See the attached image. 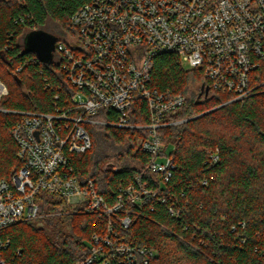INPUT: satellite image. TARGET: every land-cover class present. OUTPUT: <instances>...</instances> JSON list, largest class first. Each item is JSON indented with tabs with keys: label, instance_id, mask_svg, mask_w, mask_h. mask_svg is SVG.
<instances>
[{
	"label": "trees",
	"instance_id": "1",
	"mask_svg": "<svg viewBox=\"0 0 264 264\" xmlns=\"http://www.w3.org/2000/svg\"><path fill=\"white\" fill-rule=\"evenodd\" d=\"M86 1L0 0V79L9 88L1 108L53 112L64 106L69 87L59 62H42L26 49L25 37L49 19L65 32L76 30L71 16ZM153 64V87L186 96L170 115L180 123L160 130L175 165L172 177L163 180L148 167L150 156L139 148L145 131L111 125H87L92 147L71 156L75 175L81 183L92 178L109 204L136 176L148 181L152 193L118 213L131 218L118 228L121 238L155 252L148 264H264V64L252 72L253 91L233 101L222 91L200 96L194 85L205 83L203 72L186 69L173 53L155 56ZM130 113L134 123L149 121L139 100ZM18 120L0 111V178L23 164L12 135ZM36 199L39 219L5 229L7 253L18 264H74L86 257L100 224L96 213L47 191Z\"/></svg>",
	"mask_w": 264,
	"mask_h": 264
},
{
	"label": "built area",
	"instance_id": "2",
	"mask_svg": "<svg viewBox=\"0 0 264 264\" xmlns=\"http://www.w3.org/2000/svg\"><path fill=\"white\" fill-rule=\"evenodd\" d=\"M71 23L74 42L58 41L55 49L69 87L64 106L53 112L0 107L19 115L12 135L23 160L9 179L0 178V264H18L7 253L10 237L4 232L41 216L36 199L41 191L81 205L100 220L89 254L74 264H148L155 252L125 242L118 230L131 223L128 214H118L125 203L152 193L148 181L136 176L109 204L92 178L80 182L71 156L92 147L87 125L140 129L145 136L139 148L150 156L148 167L169 180L175 165L160 130L180 123L170 115L185 105L186 96L150 84L155 56L173 53L184 67L187 62L201 69L204 96L213 91L231 94L230 101L248 96L252 72L264 64V0H88ZM8 93L0 79V102ZM137 100L147 106L145 124L132 121ZM99 114L106 118H96Z\"/></svg>",
	"mask_w": 264,
	"mask_h": 264
},
{
	"label": "water",
	"instance_id": "3",
	"mask_svg": "<svg viewBox=\"0 0 264 264\" xmlns=\"http://www.w3.org/2000/svg\"><path fill=\"white\" fill-rule=\"evenodd\" d=\"M58 37L45 29H36L25 37V46L28 51L37 55L45 63H51L54 59V51ZM203 89V88H202Z\"/></svg>",
	"mask_w": 264,
	"mask_h": 264
},
{
	"label": "rangeland",
	"instance_id": "4",
	"mask_svg": "<svg viewBox=\"0 0 264 264\" xmlns=\"http://www.w3.org/2000/svg\"><path fill=\"white\" fill-rule=\"evenodd\" d=\"M44 28L47 31H49V32L53 33L54 35H56L59 39L65 40V41H67L69 43H73L75 38H76V30H74L72 32H68V31L65 32V30L62 28V25L59 22H57V21H55L53 19H49L48 22L46 23V26ZM54 60L58 61V58L56 57V55L54 56ZM184 65H185L186 69L192 70V67L189 65V63L186 62V63H184ZM194 86H195L194 87L195 91H197L196 90L197 88L200 89L197 86V84H195ZM106 167H108L109 169L112 168L111 164H108V166H106ZM39 224L42 225L41 222H39Z\"/></svg>",
	"mask_w": 264,
	"mask_h": 264
},
{
	"label": "flooded vegetation",
	"instance_id": "5",
	"mask_svg": "<svg viewBox=\"0 0 264 264\" xmlns=\"http://www.w3.org/2000/svg\"><path fill=\"white\" fill-rule=\"evenodd\" d=\"M56 55V51H54V56ZM200 96H202V92L200 91Z\"/></svg>",
	"mask_w": 264,
	"mask_h": 264
}]
</instances>
